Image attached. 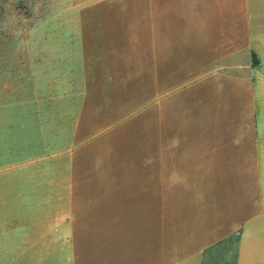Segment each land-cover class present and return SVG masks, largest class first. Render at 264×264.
Listing matches in <instances>:
<instances>
[{"label": "rangeland", "instance_id": "rangeland-1", "mask_svg": "<svg viewBox=\"0 0 264 264\" xmlns=\"http://www.w3.org/2000/svg\"><path fill=\"white\" fill-rule=\"evenodd\" d=\"M149 6L0 0V82L19 87L36 113V151L19 154L36 168L19 170L21 184L0 185V223L51 229L41 264L136 262L139 202L125 201V192H139L138 148L154 146L158 129L188 128L186 67L163 60L158 82L156 36L138 32L154 33ZM235 246L233 239L215 264L232 263ZM26 251L21 264H39Z\"/></svg>", "mask_w": 264, "mask_h": 264}, {"label": "crops", "instance_id": "crops-1", "mask_svg": "<svg viewBox=\"0 0 264 264\" xmlns=\"http://www.w3.org/2000/svg\"><path fill=\"white\" fill-rule=\"evenodd\" d=\"M141 1L155 23L138 32L156 36L157 81L165 59L186 67L188 128L158 129L154 146L138 148L140 188L125 201L139 202V250L124 264H201L205 248L237 232L234 264H264V0ZM19 89L0 82V170H11L0 185L36 168L19 155L36 151L35 108ZM51 233L0 223V264L26 263V250L43 263Z\"/></svg>", "mask_w": 264, "mask_h": 264}, {"label": "trees", "instance_id": "trees-1", "mask_svg": "<svg viewBox=\"0 0 264 264\" xmlns=\"http://www.w3.org/2000/svg\"><path fill=\"white\" fill-rule=\"evenodd\" d=\"M239 237V232L234 233L218 242L214 243L211 246H208L202 251V259L201 264H215L219 257H221L224 253L223 251H228L231 241L234 239L235 243H237ZM223 253V254H222ZM224 264H227L226 262ZM234 264V262L230 263Z\"/></svg>", "mask_w": 264, "mask_h": 264}]
</instances>
